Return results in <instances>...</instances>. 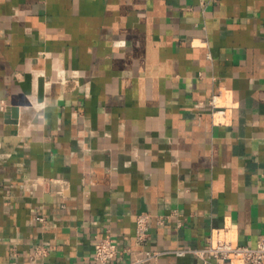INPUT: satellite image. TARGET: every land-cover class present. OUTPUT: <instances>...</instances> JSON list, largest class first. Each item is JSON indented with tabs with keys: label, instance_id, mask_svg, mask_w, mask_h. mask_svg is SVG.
<instances>
[{
	"label": "crops",
	"instance_id": "1",
	"mask_svg": "<svg viewBox=\"0 0 264 264\" xmlns=\"http://www.w3.org/2000/svg\"><path fill=\"white\" fill-rule=\"evenodd\" d=\"M141 213L158 264L264 234V0H0V264H96Z\"/></svg>",
	"mask_w": 264,
	"mask_h": 264
},
{
	"label": "built area",
	"instance_id": "2",
	"mask_svg": "<svg viewBox=\"0 0 264 264\" xmlns=\"http://www.w3.org/2000/svg\"><path fill=\"white\" fill-rule=\"evenodd\" d=\"M62 81L65 79L62 77ZM218 95L210 99V106L215 113L223 114L225 110L217 102ZM149 213H141L136 218L135 245L136 248H121L118 237L108 230L103 237L96 240L93 257L96 264H109L119 255L128 252L130 259L124 264H158L162 255L169 251L153 250L147 247L150 238ZM42 220V217H40ZM161 222V221H160ZM227 229L218 232L215 243H209L201 248H186L170 251L177 256L193 254L203 264H211L215 260L217 264H264V234L260 236L256 245L235 243L228 236ZM48 255V248L38 245L31 257Z\"/></svg>",
	"mask_w": 264,
	"mask_h": 264
},
{
	"label": "water",
	"instance_id": "3",
	"mask_svg": "<svg viewBox=\"0 0 264 264\" xmlns=\"http://www.w3.org/2000/svg\"><path fill=\"white\" fill-rule=\"evenodd\" d=\"M16 111H17V109H16Z\"/></svg>",
	"mask_w": 264,
	"mask_h": 264
}]
</instances>
